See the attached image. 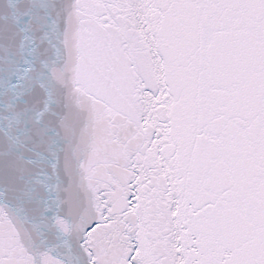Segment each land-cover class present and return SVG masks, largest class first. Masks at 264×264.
Returning <instances> with one entry per match:
<instances>
[{"label": "snow or ice", "instance_id": "obj_1", "mask_svg": "<svg viewBox=\"0 0 264 264\" xmlns=\"http://www.w3.org/2000/svg\"><path fill=\"white\" fill-rule=\"evenodd\" d=\"M0 264H264V0H0Z\"/></svg>", "mask_w": 264, "mask_h": 264}]
</instances>
